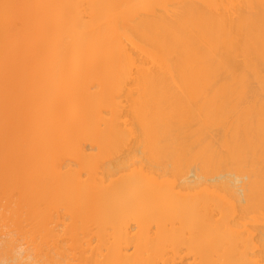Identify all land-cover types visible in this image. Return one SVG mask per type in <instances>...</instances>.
<instances>
[{"label":"bare ground","instance_id":"1","mask_svg":"<svg viewBox=\"0 0 264 264\" xmlns=\"http://www.w3.org/2000/svg\"><path fill=\"white\" fill-rule=\"evenodd\" d=\"M0 264H264V0H0Z\"/></svg>","mask_w":264,"mask_h":264}]
</instances>
